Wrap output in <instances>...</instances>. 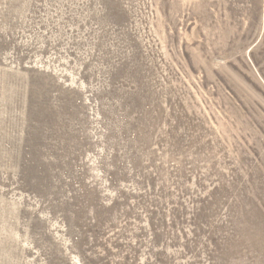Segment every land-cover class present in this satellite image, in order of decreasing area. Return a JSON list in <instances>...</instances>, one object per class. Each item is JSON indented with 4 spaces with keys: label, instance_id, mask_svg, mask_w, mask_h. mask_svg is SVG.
<instances>
[{
    "label": "rangeland",
    "instance_id": "1",
    "mask_svg": "<svg viewBox=\"0 0 264 264\" xmlns=\"http://www.w3.org/2000/svg\"><path fill=\"white\" fill-rule=\"evenodd\" d=\"M0 264H264V0H0Z\"/></svg>",
    "mask_w": 264,
    "mask_h": 264
}]
</instances>
